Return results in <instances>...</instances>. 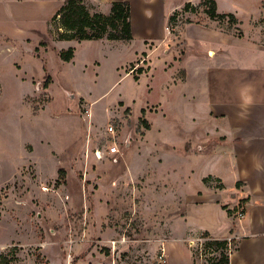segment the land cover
Wrapping results in <instances>:
<instances>
[{
    "label": "rangeland",
    "instance_id": "374dc122",
    "mask_svg": "<svg viewBox=\"0 0 264 264\" xmlns=\"http://www.w3.org/2000/svg\"><path fill=\"white\" fill-rule=\"evenodd\" d=\"M91 1L128 2L133 38L67 64L66 0H0V264H210L244 201L201 176L231 183L221 114L264 113V0H214L236 23L202 0Z\"/></svg>",
    "mask_w": 264,
    "mask_h": 264
},
{
    "label": "crops",
    "instance_id": "0c3cea01",
    "mask_svg": "<svg viewBox=\"0 0 264 264\" xmlns=\"http://www.w3.org/2000/svg\"><path fill=\"white\" fill-rule=\"evenodd\" d=\"M82 1L91 14L100 12L99 7L95 5L94 1ZM103 14L108 15L105 12H103ZM202 29L208 31V29ZM60 42L69 43L73 49L77 43L75 40H60ZM99 42L102 44L109 43L106 39L99 40ZM74 57H76V51L74 52ZM74 57L69 63L73 62ZM240 113H233L231 115L225 113L221 114V116L225 118V122H229V124L235 128V131L232 132L228 138L226 137L224 138L225 140H223V143H229L231 157L220 156V159L223 158V160L229 163V165L226 164V166L232 171V179L229 187H226L221 169L219 170L220 173L217 174L208 173L207 175H202L201 182L208 176L215 181H219L217 184L223 186L221 191L226 192L227 188L230 192L232 190L236 191L234 195H236L235 201L237 202L234 201L232 205L237 204L240 200L244 201L243 216L240 219L234 218V224L230 228L232 232H230L229 236L227 238L212 236L213 239L231 240L233 251L228 256V264H264V143H262L264 142V131H258V134H253L250 132H255V130L242 129V126L245 124L247 125L250 121H252V124L248 125L251 127L264 126V115H262L264 113L259 112L257 116L256 112L253 114L249 113L250 115L247 112L245 114L244 111ZM227 117H229V120ZM248 136L256 137L252 138L254 141L252 146L247 145L246 138ZM234 141H238V144L234 146L233 150L231 143ZM259 142L261 145H258ZM239 146L240 149H238ZM223 153H225V151H223ZM237 184L239 185V190L236 186ZM215 196L216 195L213 197ZM209 202L216 206L220 203L217 198L212 199V197L209 199ZM224 205L228 204L224 203ZM232 207L233 206H231V208ZM224 211H222V213H224ZM228 211H230V208ZM190 259L189 262L191 263Z\"/></svg>",
    "mask_w": 264,
    "mask_h": 264
},
{
    "label": "trees",
    "instance_id": "16d2710c",
    "mask_svg": "<svg viewBox=\"0 0 264 264\" xmlns=\"http://www.w3.org/2000/svg\"><path fill=\"white\" fill-rule=\"evenodd\" d=\"M189 6L187 3L186 7ZM202 8L204 13L210 20L216 21L228 17L231 23H236V19L231 14H218L216 3L214 0H202L198 5ZM53 20H57L60 29L63 33H59V40H75L82 41H99L106 39L109 42H129L132 40V28L130 23V6L126 1L115 2L111 5L110 13L103 15L101 13L91 14L82 0H66L56 13ZM171 17L170 21H173ZM61 29V30H62ZM241 35H239L238 38ZM74 57V49L68 48L66 51L59 52V59L63 63H69ZM142 73L141 70L137 71ZM45 80V88L47 87ZM141 113L144 114L145 110L142 109ZM147 129L149 127L145 125ZM212 180L210 177L203 179V183H208ZM216 182H219L216 180ZM236 186H239L238 184ZM218 189H223V186L218 184ZM223 210L226 207H222ZM231 212L229 211V214ZM203 237H209L208 234H203ZM210 238V237H209ZM227 240L212 239L207 244L208 248L214 249L215 252L219 251L218 259H210V264H228V256L224 253ZM0 260L2 256L0 255Z\"/></svg>",
    "mask_w": 264,
    "mask_h": 264
},
{
    "label": "built area",
    "instance_id": "2783aa9c",
    "mask_svg": "<svg viewBox=\"0 0 264 264\" xmlns=\"http://www.w3.org/2000/svg\"><path fill=\"white\" fill-rule=\"evenodd\" d=\"M95 157L98 160H101L102 157H101L99 151L95 152ZM243 213H244V207H239L234 215H235L236 219H240L243 216ZM232 251H233V246L231 245V240H227V244L225 247V252H227L226 255L229 256L232 253Z\"/></svg>",
    "mask_w": 264,
    "mask_h": 264
}]
</instances>
